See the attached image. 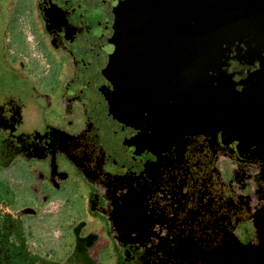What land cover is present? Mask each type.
Segmentation results:
<instances>
[{"label":"flooded vegetation","instance_id":"obj_1","mask_svg":"<svg viewBox=\"0 0 264 264\" xmlns=\"http://www.w3.org/2000/svg\"><path fill=\"white\" fill-rule=\"evenodd\" d=\"M6 2L8 10L18 6L32 15L25 36L32 56L9 63L12 76L0 82V135L15 148L0 163V181L11 190L15 208L30 210L21 220L24 236L27 218L36 220L29 229L38 228L43 237L38 249L47 258L50 249L51 256L61 258L69 249L66 229L75 232L68 218L82 225L84 236L91 233L93 219H102L112 240L143 264H264V133H252L246 142L256 148L245 149L241 138L190 137L144 117L137 97L120 91L97 41L94 28L103 13L89 15L94 5L88 0ZM244 52L245 45L235 42L225 65L235 82L258 66ZM50 95L64 115L75 113L76 124L54 116L40 122L35 106L46 104ZM93 97L97 108L90 106ZM112 99L131 102L136 122L145 120L152 133L158 130L154 160L136 144L139 134L122 146L101 132L116 147L117 164L109 161V152H98L97 132L83 116ZM46 106L44 116L52 112ZM94 121L107 120L100 115ZM53 221L58 234L50 229L44 235Z\"/></svg>","mask_w":264,"mask_h":264},{"label":"water","instance_id":"obj_2","mask_svg":"<svg viewBox=\"0 0 264 264\" xmlns=\"http://www.w3.org/2000/svg\"><path fill=\"white\" fill-rule=\"evenodd\" d=\"M88 1L101 7L94 33L119 89L137 97L144 117L256 148L246 139L264 133V0ZM235 42L258 61L241 82L225 68Z\"/></svg>","mask_w":264,"mask_h":264},{"label":"rangeland","instance_id":"obj_3","mask_svg":"<svg viewBox=\"0 0 264 264\" xmlns=\"http://www.w3.org/2000/svg\"><path fill=\"white\" fill-rule=\"evenodd\" d=\"M6 5V0H0V82L5 77L9 78L12 76L9 63H15L21 57L32 56V49H30L32 44L25 40V36L27 35L26 29H28L26 26L30 25L29 22L32 15L29 13L25 14L22 10L18 9V6L14 8L12 5L11 9L8 10ZM91 14L97 16L100 14L101 17V7H93L89 12V15ZM98 103L97 99L93 97L90 106L97 108ZM110 104H114V106H109ZM44 105H47L52 110V112H46L45 116L42 112L44 111L42 108ZM131 105L129 101L121 100L118 103H113L112 99V102L109 104H100V108L95 111L88 109L89 113L83 116V118L85 117V121L90 123L94 133L97 132L96 135H93V141L98 152L102 153L103 156L104 153L109 152L110 162L116 158V147L114 144L126 146L124 143L126 140L128 146H130L131 142L136 141L134 140L138 136L136 134H139L136 144H138L139 148L147 151L149 154L147 159H155L154 143L157 141L158 130L153 128L154 133H152L151 127L146 124L145 120L136 122L138 111H133ZM35 108L38 109L37 112L39 114L37 116H39V120L41 119V123L44 122V117L51 119V116H54L58 120L76 124L77 117L75 113L72 112L71 114L64 115L62 107L52 95L46 99V104L40 101V104H37ZM104 113L108 115L107 118H103ZM100 115L103 121L107 120L112 123L109 122L107 124V121V123L94 121V118H99ZM101 132L109 134L114 144H107L103 137L101 138ZM13 146V144L8 143L3 138V135H0V163L9 160V156H12L10 155L11 150H15ZM119 160L115 159L114 163H119ZM104 161V164H106L108 159ZM123 162L126 166H133L128 161ZM105 170L107 171L106 168ZM11 203V190L0 181V264H143L138 258H135L133 253L131 254L130 250L116 244L112 240L107 226L102 219L98 221L93 219V222L87 228V230H91V233L84 236L82 225L76 224L73 218H68L67 222L71 223L75 228V232L69 230V228L66 229L68 251L64 250L61 253L62 255L65 254L61 258H57L51 256L52 250L50 249L51 253H48L47 258L46 254L41 249H38L40 247L38 242L33 241L30 247L28 240H26L23 234L21 220L30 210L27 208H15ZM57 207L55 204L52 205V210L55 212ZM45 209L42 210L47 212ZM55 217L56 215H53V220ZM48 227L49 230L44 235H50L48 232L51 229L55 237L58 234L55 222L53 221Z\"/></svg>","mask_w":264,"mask_h":264},{"label":"trees","instance_id":"obj_4","mask_svg":"<svg viewBox=\"0 0 264 264\" xmlns=\"http://www.w3.org/2000/svg\"><path fill=\"white\" fill-rule=\"evenodd\" d=\"M41 215V214H40ZM32 218H27L26 220V238L29 242V244L33 243V241H37L39 245H44V243L42 242L43 237L41 236V234L38 232V228L35 229H29V227L33 226L34 223H37L36 220H32ZM35 221V222H34ZM38 225V224H37ZM38 227V226H36ZM37 237L34 239V237ZM48 241V240H47ZM31 246V245H30Z\"/></svg>","mask_w":264,"mask_h":264}]
</instances>
